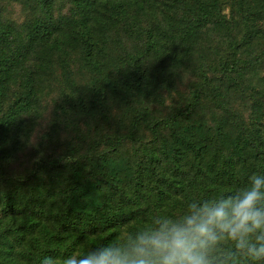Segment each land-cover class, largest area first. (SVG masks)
I'll list each match as a JSON object with an SVG mask.
<instances>
[{"label": "trees", "instance_id": "obj_1", "mask_svg": "<svg viewBox=\"0 0 264 264\" xmlns=\"http://www.w3.org/2000/svg\"><path fill=\"white\" fill-rule=\"evenodd\" d=\"M30 1L42 14L28 24L23 46L13 45L10 31L0 23V102L8 98L7 106L0 107V173L2 162L10 163L13 155L22 151L31 121L40 117L33 74L37 61L47 67L50 54L78 51V67L89 77L85 85L88 96L77 90L74 97L62 92L63 100L79 118L96 111L108 131L90 121L96 138L77 160L67 155L39 157L20 181L28 184V197L15 205L7 196L0 198V264H40L46 255L63 258L82 254L107 240L119 243L128 233L151 226L154 218L179 217L190 202L217 198L246 186L253 174L264 175V127L242 124L220 90L233 89L239 96H248L252 121L263 119L264 93L257 90L264 79L245 87L236 76L244 71L257 73L264 65V48L200 70L188 100L182 106L174 105L164 116L152 118L145 109H133L124 128L120 120L109 121L110 102L114 96L120 99L117 94L144 100L149 62L159 65L155 73H165L164 77L152 76L160 79L165 91L171 77L183 74L184 51L180 49L188 43L186 39L208 25L224 22L216 0H155V7L173 26L157 34V41L152 31H147L143 43L130 55L124 53L113 61L106 58L102 37L112 19L126 17L130 3L125 7L118 0H76L73 14L80 19L77 23L73 19L76 24L67 27L63 18L52 17L55 0ZM152 1L133 5L143 11V5H154ZM247 5L246 0H240L232 6L241 22ZM255 5L253 14L245 17V27L251 26L250 16L264 11V0ZM176 12L180 13L178 19L174 18ZM241 41H249V36ZM227 43L229 50L235 47L232 37ZM35 47H42L45 54L35 57ZM8 83L12 88L6 95ZM61 103L55 108L59 115L66 113ZM206 112L215 118L212 125L206 122ZM221 116L230 121L219 119ZM83 122L87 124L86 119ZM85 164L87 170L82 169ZM64 166L71 180L57 190L58 209L44 208L34 199L31 187L37 190L35 181L40 173L54 179ZM97 233L99 239L89 238ZM241 264L251 262L241 258Z\"/></svg>", "mask_w": 264, "mask_h": 264}, {"label": "rangeland", "instance_id": "obj_2", "mask_svg": "<svg viewBox=\"0 0 264 264\" xmlns=\"http://www.w3.org/2000/svg\"><path fill=\"white\" fill-rule=\"evenodd\" d=\"M75 1L55 0V4L52 7V17L55 19L63 18L64 23H68L67 27L76 24L80 16L73 14V11H76ZM118 1L123 3L125 7L127 3H130L131 6L127 9L126 17L123 20L112 19L113 23L104 32L102 37V40L106 43L104 52L109 60H116L123 56L124 53H127V56L130 55L138 44L141 45L143 43L147 31H152L156 38L155 41H157V34H162L164 30L173 26L170 19L165 14L160 13L155 7V0L152 1L154 5H143V11L137 10L133 5V2L138 4L141 0ZM239 1L216 0L219 13L224 19L223 24L217 26L208 25L195 36L186 39L188 43L183 45V49H180V51H184L183 66H185V71H182L183 74L180 77L177 75V77H171L167 91L163 89L160 79L152 77L153 75L164 77L165 73L163 75L155 73L156 69L159 70L157 67L159 65L153 63V61L149 62L144 100L140 101L138 98L129 99L117 94L120 99L116 100V96H114L115 100L113 99L110 102L111 113L109 121L114 123L120 120L121 128H124L132 115L131 111L133 109H145L152 118L164 116L174 105L182 106L188 100L191 89L197 83V76L200 70H205L208 65L218 67L221 61L244 58L249 53L254 54L262 50L264 48V11L259 15L248 18L250 27L244 26L246 15L253 14V6L257 8L255 4L260 5L262 0H246L248 5L242 22L238 13L237 15L235 14L238 10L232 8ZM36 7L35 3L30 0H0V23L6 25L10 31L9 41H13V45L17 47L24 45L28 24L42 14L41 10ZM189 7H193L192 3H189ZM174 18H180V13L176 12ZM73 19H75L76 23H74ZM67 27L65 26L62 29L65 31ZM251 27L255 30L249 31ZM174 33L173 37H176L177 34L174 35ZM245 35L249 36V41H241V38ZM228 37H232L235 44V47L231 50L227 48ZM42 49V47H35L34 56L40 57V53L44 55V49ZM78 56V51L73 49L69 50L67 55L54 53L48 57L46 56L47 67L37 61L33 77L40 117L31 121L30 134L24 143L22 151L15 153L10 163L2 162L4 168L0 173V198L7 196L14 205L16 203L20 204L30 194L28 192V184L23 185L20 181L37 158L48 157L54 159L67 155L72 157V159H76L87 147L92 145L96 138V135H93L94 126H90V121L92 123L96 122L103 130L106 127V124L100 120L96 111L91 113V115L88 113L85 117L79 118L78 112H72L70 106L63 100L62 92L73 94L74 97V91L77 90L85 92L86 96H88L85 85H87L89 77L86 72L79 69ZM256 76L257 78H255ZM261 77L264 79V65L257 73L250 71L241 72V75L239 73L236 76V80L246 87L248 83L254 85ZM262 82L263 85L258 84V93H264V80ZM215 84V86L224 85V83ZM11 88L12 84L8 83V89H6L4 94L8 95V90ZM220 90L224 95V100L228 101L231 109L238 115L242 124L247 127L251 125L264 127V118L260 121H252L251 102L248 96L244 94L239 96L233 89H229L226 92L222 88ZM60 102H62L60 105H63L66 111L65 114L61 115H59L58 111H55L56 106ZM7 104L8 98L0 102V107L5 108ZM205 106L208 107L209 105ZM1 115L2 111L0 110ZM204 117L209 125H212L215 120L210 112L208 114L206 112ZM84 119H86L87 124L83 122ZM219 119L227 118L226 116H221ZM5 144H8V142ZM131 152L132 150H128L127 153L132 155ZM82 169L87 170L86 164L82 165ZM39 177L40 179L35 181L37 190H33V187H31L32 191H34L32 193L34 199L42 202L44 208L50 207L57 210L59 206L57 190L71 180L68 167L64 166L59 169L54 179H50L51 177L48 176V173H40Z\"/></svg>", "mask_w": 264, "mask_h": 264}, {"label": "clouds", "instance_id": "obj_3", "mask_svg": "<svg viewBox=\"0 0 264 264\" xmlns=\"http://www.w3.org/2000/svg\"><path fill=\"white\" fill-rule=\"evenodd\" d=\"M93 241L99 233L89 236ZM63 258L40 264H264V175L217 198L193 201L179 217L154 218L152 225Z\"/></svg>", "mask_w": 264, "mask_h": 264}]
</instances>
